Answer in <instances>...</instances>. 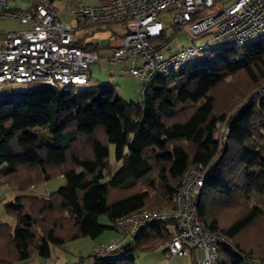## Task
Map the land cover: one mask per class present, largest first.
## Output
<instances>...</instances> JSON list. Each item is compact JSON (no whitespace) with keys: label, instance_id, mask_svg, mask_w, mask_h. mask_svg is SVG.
I'll return each mask as SVG.
<instances>
[{"label":"trees","instance_id":"trees-1","mask_svg":"<svg viewBox=\"0 0 264 264\" xmlns=\"http://www.w3.org/2000/svg\"><path fill=\"white\" fill-rule=\"evenodd\" d=\"M170 40L164 28L152 44L162 51ZM74 45L98 52L96 43ZM201 51L202 63L158 75L136 102L91 77L82 89L45 84L20 98L0 94V185L21 192L5 204L16 224L0 222V264L49 259L53 247L97 238L108 228L101 215L117 228L118 218L140 209L175 207L189 167L206 170L197 222L230 241L218 252L219 264L264 262V94L254 93L264 86V38ZM77 95L87 96L88 105ZM221 125L230 129L224 141ZM110 144L123 160L114 173ZM60 175L65 183L47 198L25 193ZM216 212L234 217L221 224ZM174 225L154 221L133 237L153 250L173 237ZM123 249L127 256H98L97 249L88 259L136 264L128 257L132 244Z\"/></svg>","mask_w":264,"mask_h":264},{"label":"built area","instance_id":"built-area-1","mask_svg":"<svg viewBox=\"0 0 264 264\" xmlns=\"http://www.w3.org/2000/svg\"><path fill=\"white\" fill-rule=\"evenodd\" d=\"M170 6L176 11V23L193 34L216 30L215 39L222 40L224 46L242 47L264 38V0H106L97 5L71 1L66 9L84 26L123 27L122 33L107 36L111 62L139 56L143 64L131 68L130 74L141 78L143 92L155 77L177 70L208 45L191 46L169 56L156 49L152 39L165 28L160 13ZM6 19L18 21L22 27L0 34V83L82 85L89 81L87 71L98 61L99 53L74 45L78 28L61 20L52 0H38L31 10L11 9L9 0H0V21ZM256 93L264 94V86ZM229 132L221 125L220 141ZM205 175L206 170L189 167L186 181L174 198L175 207L140 209L118 218L115 226L134 236L154 221H172L176 231L167 244L170 255L196 253L198 264H219L218 252L230 245L229 239L196 220ZM118 247L113 241L99 248L97 255L104 256Z\"/></svg>","mask_w":264,"mask_h":264},{"label":"rangeland","instance_id":"rangeland-1","mask_svg":"<svg viewBox=\"0 0 264 264\" xmlns=\"http://www.w3.org/2000/svg\"><path fill=\"white\" fill-rule=\"evenodd\" d=\"M60 0H56V5L59 8L60 16L63 20L71 21L72 16L66 14L62 6L59 4ZM10 7L13 5L12 1L10 2ZM15 5V4H14ZM13 8V7H11ZM174 6H170L160 13V19L163 21L169 38L171 39L168 45L162 50L165 56L174 54L182 49L199 46L201 44L208 43L205 48H215L223 45L222 40L215 39L217 35L216 30H212L203 34H193L189 32L184 26L176 23L175 21V9ZM214 10V9H212ZM209 10V11H212ZM208 11V12H209ZM84 31V30H83ZM77 32V31H76ZM78 31L77 33H80ZM1 33V32H0ZM107 51L101 52L100 56L103 57L99 60L96 65H92L87 71L88 75L91 77V83L102 85V86H112L116 89L119 95L127 102H136L141 99L140 84L141 78L133 76L130 74L131 68L139 67L143 64V60L139 56H133L131 58H126L125 60H119L114 63H110L108 58L102 56L105 55ZM204 57V52H196L188 61L183 64H199L202 63ZM233 77L228 76L225 78L227 83H230ZM45 84L41 81H34L32 83H0V94H5L6 92H13L17 95V98L22 97L28 90L37 89ZM62 88L67 87L66 84L58 83ZM76 88L82 89V85H75ZM85 86V85H84ZM261 88V87H260ZM258 88V90L260 89ZM258 90L254 91L258 92ZM262 93H256L255 95L261 96ZM79 96L80 104L82 107L88 105L87 96ZM39 132H45L44 129L38 128ZM110 155L108 161L111 166V172H116L123 164V160L118 161L115 156V145L110 144ZM65 183V177L58 176L53 179L36 183L35 186H32L25 193L38 195L40 197L47 198L50 193L56 191L61 185ZM21 193L18 189L12 188L9 184L4 183L0 185V222L8 223L12 227L15 226L16 220L13 216L9 215L5 211V204L11 201L17 194ZM217 215L221 224H226L230 222L234 215L233 214H222V212L214 213ZM99 223L108 227L102 235L97 238L90 237H81L76 240H71L66 242L64 248L53 247L52 248V257L49 260L44 261L45 264H74L79 262L80 259L86 258L85 264H92L91 260L88 259L89 256L93 253L96 247L106 246L107 244L118 241L120 247L117 251L109 254L112 257H123L127 256L124 247L128 244H132L133 250L129 253L128 257H133L136 261V264H193L192 258L177 257L172 256L166 250L164 253V248L166 243H163L158 248L153 250H145L141 246H138L135 242L133 236L126 234L121 229H117L113 226L112 222L106 215H101L99 217ZM101 248V247H100ZM156 250V251H155ZM46 260V259H42ZM195 261L198 264V259L195 257ZM248 264H264V262L259 260H254Z\"/></svg>","mask_w":264,"mask_h":264},{"label":"crops","instance_id":"crops-1","mask_svg":"<svg viewBox=\"0 0 264 264\" xmlns=\"http://www.w3.org/2000/svg\"><path fill=\"white\" fill-rule=\"evenodd\" d=\"M12 1L13 5L10 7L11 9H31L34 6V2L35 0H9V4ZM71 1H80L83 4L86 5H97L102 1H106V0H60L59 4L62 6V8L64 9V11L66 12V14H70L72 17L73 22H69L67 20H63L62 17L60 16L59 8L56 5V0H52L53 5L59 15V17L61 18L62 21L67 22L69 24H71L72 26L78 28V31H81L80 33L76 32V39L80 40H84V42L87 43H96L98 45V53H99V59L98 61L93 64L96 65L99 60L103 57L100 56L101 52L107 51L105 55H102L106 58H108L110 63L111 62V50L107 47V36L109 34V31H117L118 33H122L123 32V27L121 25L115 24V25H111L110 27H104V28H96V27H91V26H84L82 24L83 21L79 20L75 15L71 14L70 12L67 11L66 7L67 4ZM15 4V5H14ZM22 25L16 21V20H11V19H6V20H1L0 21V34L8 32L9 30H15L18 28H21ZM84 30V31H83ZM167 244L164 248V253L167 250ZM161 246V245H160ZM102 247V246H100ZM100 247H96V249L93 251V253L99 249ZM159 247V246H158ZM157 247V248H158ZM156 251V250H155ZM192 259L194 257H196V253H193V255L191 254L190 256ZM43 258L38 257V256H34L33 258H31L30 260L26 261V262H20V263H14V264H45L44 261H47L49 259L46 260H42ZM92 262V261H91ZM187 264V263H186Z\"/></svg>","mask_w":264,"mask_h":264}]
</instances>
